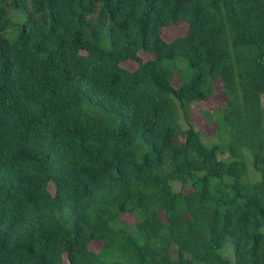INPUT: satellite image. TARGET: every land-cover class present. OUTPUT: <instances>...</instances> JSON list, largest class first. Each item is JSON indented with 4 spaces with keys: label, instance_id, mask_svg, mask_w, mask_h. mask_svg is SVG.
Instances as JSON below:
<instances>
[{
    "label": "trees",
    "instance_id": "16d2710c",
    "mask_svg": "<svg viewBox=\"0 0 264 264\" xmlns=\"http://www.w3.org/2000/svg\"><path fill=\"white\" fill-rule=\"evenodd\" d=\"M262 94L264 0H0V264H264Z\"/></svg>",
    "mask_w": 264,
    "mask_h": 264
},
{
    "label": "rangeland",
    "instance_id": "374dc122",
    "mask_svg": "<svg viewBox=\"0 0 264 264\" xmlns=\"http://www.w3.org/2000/svg\"><path fill=\"white\" fill-rule=\"evenodd\" d=\"M185 29H186L185 24L172 25V26H168V27L164 28L161 35H162L164 40H170L171 38L175 37L176 35L183 34L185 32ZM139 54L143 59H147V58H149L150 53L140 51ZM124 65L127 68H132L134 66V64L132 62H129V61L125 62ZM177 82L178 81L176 79L172 80L173 85H176ZM213 86H214V94H213V96H211V98L208 101H202V102H197V103L193 102L190 104V121L193 124L194 128L200 131L202 141H207V143H209V144L214 141L211 135L215 131V124L213 123L212 119H210V121L207 122L205 120L203 112H210L211 110L215 109L216 107L220 106L223 103V97H222L221 92L219 91V86H220L219 82L215 81L213 83ZM261 105L264 106V94L261 95ZM95 109L98 110L95 106L88 108V110L91 111L92 114L97 115L98 113H94ZM219 156L223 157V159H225V160L229 159V157L226 154L219 155ZM245 161L248 162L247 167H246L247 176H248V179L251 180V178L254 177L255 174H253L251 171V167L249 164V162H250L249 157L246 158ZM51 188H52V185H50L49 189H51ZM123 219L125 222L130 221V217L127 215H124ZM260 232H262V234L264 235V226H262L260 228ZM98 246H99L98 242L94 241V242L90 243V249H92V250H97ZM229 256L232 257V254ZM62 262H63V264H69L64 257H63Z\"/></svg>",
    "mask_w": 264,
    "mask_h": 264
}]
</instances>
